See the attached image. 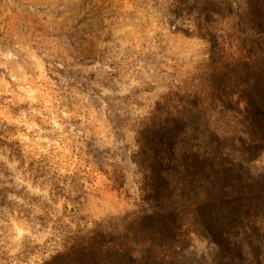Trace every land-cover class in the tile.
Returning <instances> with one entry per match:
<instances>
[{"label": "rangeland", "instance_id": "374dc122", "mask_svg": "<svg viewBox=\"0 0 264 264\" xmlns=\"http://www.w3.org/2000/svg\"><path fill=\"white\" fill-rule=\"evenodd\" d=\"M250 2L0 0V264H43L79 231L189 206L203 174L228 182L221 165L264 189V151L233 148L247 124L220 102L250 69ZM163 112L180 126L156 143L176 145L189 182L165 160L140 199L138 133ZM211 233L190 234L187 264H230ZM229 243L232 264H264V219L238 220Z\"/></svg>", "mask_w": 264, "mask_h": 264}, {"label": "trees", "instance_id": "16d2710c", "mask_svg": "<svg viewBox=\"0 0 264 264\" xmlns=\"http://www.w3.org/2000/svg\"><path fill=\"white\" fill-rule=\"evenodd\" d=\"M246 18L254 33L248 57L250 69L242 71V74L236 77L238 87L233 95L237 96V101L227 97L231 101L220 102L242 115L247 124L244 136L236 135L231 138L233 148L251 153L264 151V0H251ZM169 103L161 110L171 107L172 102L170 105ZM171 115L163 112L158 116V120L155 116L151 117L145 125L143 123L138 133L141 148L139 156H148L144 159L147 161H143L144 169H140L149 174L143 176V186L138 189L140 199L144 197L149 177H158V180L162 181L164 178L161 174L169 172V168L163 166L165 160H168L172 167L175 166V172L181 176V185L189 182L182 177L183 173H188V164L179 163L176 145H172L168 152L156 143L162 133L170 138L168 133L171 134L174 127L179 128L180 125L175 124V118L170 117ZM161 149L164 155L158 154ZM224 156L229 157L228 154ZM192 157L196 165L198 162L201 164L200 155L190 152L189 158ZM189 158L187 161L191 160ZM226 161L224 158V164ZM182 167L185 171L180 170ZM219 167L223 173L229 172L228 182L216 184L212 178L203 174V179L193 181L195 184L198 182L201 197L190 200L189 206L182 204L170 211L126 219L124 224L115 227V231L119 232L116 235H106L98 229L89 230L87 233L79 231L67 236L63 250L43 264H187L185 252L189 247V236L198 229L209 233L210 236L211 232L218 231L221 240L217 242L223 257L229 260L230 264L240 260V257L233 253L229 239L236 222L241 218H245L247 222L251 218L264 219V189L258 186L253 188L249 183L241 182L237 175H233V169L225 170L222 165ZM113 178V188L121 189L125 184L123 173Z\"/></svg>", "mask_w": 264, "mask_h": 264}]
</instances>
